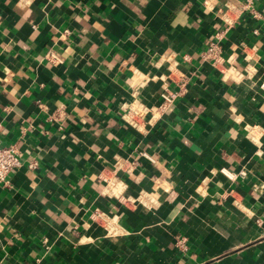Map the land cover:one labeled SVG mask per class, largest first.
<instances>
[{
  "label": "crops",
  "instance_id": "crops-1",
  "mask_svg": "<svg viewBox=\"0 0 264 264\" xmlns=\"http://www.w3.org/2000/svg\"><path fill=\"white\" fill-rule=\"evenodd\" d=\"M263 27L264 0H0V264H264Z\"/></svg>",
  "mask_w": 264,
  "mask_h": 264
},
{
  "label": "built area",
  "instance_id": "built-area-1",
  "mask_svg": "<svg viewBox=\"0 0 264 264\" xmlns=\"http://www.w3.org/2000/svg\"><path fill=\"white\" fill-rule=\"evenodd\" d=\"M28 1V0H21ZM254 11V10H253ZM254 14H257L254 12ZM264 33V27H263ZM218 43L212 41L207 47L206 51L203 53L205 57H214L218 58L219 48ZM176 86L169 87L165 85L161 90V100L153 105L154 109H162L167 104L171 103L174 98L181 94L187 85L186 75L184 73H179L176 77ZM150 109L148 105L143 103L141 100L136 98L131 99L127 102L125 109L123 111V115L133 124L142 125L144 123V114ZM21 163V159L19 156V151L15 143H0V180L7 182L9 180L8 175L11 169ZM28 166L33 167L37 164V160L35 158H31L28 160ZM140 195H138L139 197ZM100 212L97 211V215ZM185 240L184 236L179 238V241L183 243Z\"/></svg>",
  "mask_w": 264,
  "mask_h": 264
}]
</instances>
